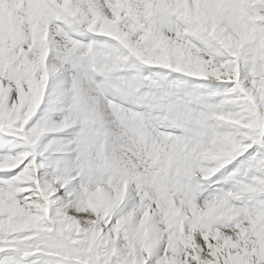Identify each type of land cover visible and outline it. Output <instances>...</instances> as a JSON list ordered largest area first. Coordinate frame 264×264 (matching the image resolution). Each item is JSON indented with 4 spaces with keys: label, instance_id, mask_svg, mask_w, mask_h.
<instances>
[{
    "label": "snow or ice",
    "instance_id": "6c2138e0",
    "mask_svg": "<svg viewBox=\"0 0 264 264\" xmlns=\"http://www.w3.org/2000/svg\"><path fill=\"white\" fill-rule=\"evenodd\" d=\"M0 264H264V0H0Z\"/></svg>",
    "mask_w": 264,
    "mask_h": 264
}]
</instances>
